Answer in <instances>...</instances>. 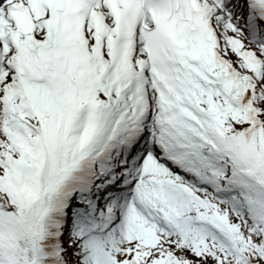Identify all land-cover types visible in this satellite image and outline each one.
I'll list each match as a JSON object with an SVG mask.
<instances>
[{"label":"snow or ice","instance_id":"1","mask_svg":"<svg viewBox=\"0 0 264 264\" xmlns=\"http://www.w3.org/2000/svg\"><path fill=\"white\" fill-rule=\"evenodd\" d=\"M0 264H264V0H0Z\"/></svg>","mask_w":264,"mask_h":264}]
</instances>
